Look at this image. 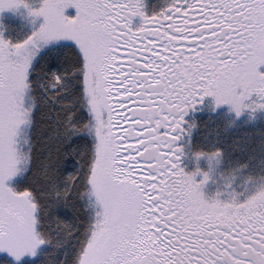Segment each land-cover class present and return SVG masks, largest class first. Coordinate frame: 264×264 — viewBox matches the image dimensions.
Returning <instances> with one entry per match:
<instances>
[{
	"label": "snow or ice",
	"instance_id": "6c2138e0",
	"mask_svg": "<svg viewBox=\"0 0 264 264\" xmlns=\"http://www.w3.org/2000/svg\"><path fill=\"white\" fill-rule=\"evenodd\" d=\"M30 11L38 30L0 34V264H264V187L205 199L208 173L186 172L177 143L204 96L237 114L264 107V0ZM44 45L69 50L71 68L55 54L38 68Z\"/></svg>",
	"mask_w": 264,
	"mask_h": 264
},
{
	"label": "flooded vegetation",
	"instance_id": "af4514ba",
	"mask_svg": "<svg viewBox=\"0 0 264 264\" xmlns=\"http://www.w3.org/2000/svg\"><path fill=\"white\" fill-rule=\"evenodd\" d=\"M171 0H143V11L146 15H153L161 12V10L166 9ZM144 22V17L137 14L132 17L131 23L135 24L134 26H140ZM11 24L9 20L4 16V14H0V34L3 36H7L9 38H26L30 35V33L24 32L25 27L23 24ZM23 29V33H22ZM237 113L234 111V108L228 103L217 104L216 98L214 95H207L201 99V102L196 104L194 107L190 108L187 112L184 113V121H183V129L184 131L180 134V138L177 143L182 146V154H180V166L184 168L186 172L193 173L195 172L194 164L197 163L201 169H204L205 160L202 159L200 161L190 158L194 153H200L193 149V140L195 137V133L197 131V127L199 126V122L202 120H210L213 122L224 121L225 128L227 130H231L234 127H238L240 125V121L235 120ZM237 118V117H236ZM238 119V118H237ZM233 120V121H232ZM235 121V122H234ZM193 133V134H192ZM220 154V153H219ZM237 159L241 160V165L237 164ZM214 166V171L218 174H230L234 175L235 179L233 183L242 188H245V175H244V164L243 157L240 156H221L218 159H211V164ZM199 177L195 174V179L198 181ZM201 192L204 195V198L212 201L214 199H218L216 197L210 196L207 194V190L201 186ZM242 199H235L236 202H243L247 200L246 193L242 195ZM227 197V196H224ZM230 201L234 199L227 197ZM224 202H228L224 200Z\"/></svg>",
	"mask_w": 264,
	"mask_h": 264
},
{
	"label": "trees",
	"instance_id": "16d2710c",
	"mask_svg": "<svg viewBox=\"0 0 264 264\" xmlns=\"http://www.w3.org/2000/svg\"><path fill=\"white\" fill-rule=\"evenodd\" d=\"M53 54L57 57V62L62 58L69 60L68 67L71 68V53L67 49L57 50L52 46L46 48L38 59L37 67L43 68L42 61H46ZM43 75L41 71L37 76L39 80ZM71 83L75 85L76 81L71 78ZM64 97H62L63 99ZM72 98L71 94L69 97ZM225 122H213L202 120L199 122L195 137L193 140V149L197 152L214 153L219 150L223 156H242L244 164V174L254 177L262 176L264 179V122L260 121L255 125L240 123L238 127L231 130L225 128ZM237 164L241 165V160L237 159ZM55 255L53 256V259ZM63 259V257H61Z\"/></svg>",
	"mask_w": 264,
	"mask_h": 264
},
{
	"label": "rangeland",
	"instance_id": "374dc122",
	"mask_svg": "<svg viewBox=\"0 0 264 264\" xmlns=\"http://www.w3.org/2000/svg\"><path fill=\"white\" fill-rule=\"evenodd\" d=\"M27 6L25 4H20L18 7L15 8H4L3 10H0V14H4V16L7 18V20L10 21L11 24H23L21 27H25L24 32H29L32 34L34 31L38 30L40 26L44 23V16L42 14L37 15L30 11V9H36L40 8L43 5V0H26ZM66 15H75L76 9L74 7H71L70 9L65 10ZM135 24L133 23L132 26ZM23 33V29H22ZM5 39L10 40L11 42H17L20 40H23L22 38H9L3 36ZM25 39V38H24ZM51 45H44L41 49V53ZM256 99V94L254 93L253 96L250 98ZM235 111V109H234ZM238 119H237V118ZM235 117V120L240 121V123L248 124V125H255L260 121L264 122V107H257V108H244L240 114H237ZM233 121V120H232ZM235 122V121H234ZM193 134V133H192ZM201 153V152H200ZM221 156V154H218L216 156H211L208 153H204L202 155H197V153H194L192 156H189L190 158H193L195 160H202L204 159L205 165L204 169H201V167L195 163V174H197L199 177L202 176V179L199 178L198 181L204 180V173H208V179L204 180V182L201 184L202 187H204L207 190V194L213 197L218 198L221 201H228L231 202L227 197L232 199H242L244 193H246L247 199L255 194L256 191L260 190L261 187H264V179L263 177H254L252 179L250 176L245 175V188H241L236 186L233 181L235 179L234 175L230 174H218L214 171V166L211 164V159H218ZM227 196V197H224ZM235 200V201H236Z\"/></svg>",
	"mask_w": 264,
	"mask_h": 264
}]
</instances>
